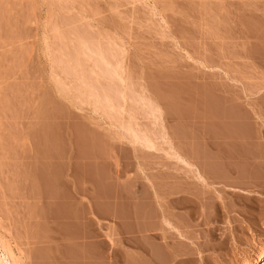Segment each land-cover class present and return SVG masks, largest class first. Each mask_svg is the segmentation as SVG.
Segmentation results:
<instances>
[{"label":"rangeland","instance_id":"rangeland-1","mask_svg":"<svg viewBox=\"0 0 264 264\" xmlns=\"http://www.w3.org/2000/svg\"><path fill=\"white\" fill-rule=\"evenodd\" d=\"M0 249L264 254V0H0Z\"/></svg>","mask_w":264,"mask_h":264},{"label":"bare ground","instance_id":"bare-ground-1","mask_svg":"<svg viewBox=\"0 0 264 264\" xmlns=\"http://www.w3.org/2000/svg\"><path fill=\"white\" fill-rule=\"evenodd\" d=\"M236 129L238 130V128H236ZM214 162H216V161H214ZM0 264H9V262L6 260V258L4 256V254L1 253V249H0ZM244 264H264V254L263 253H257L251 259L246 260V262Z\"/></svg>","mask_w":264,"mask_h":264}]
</instances>
